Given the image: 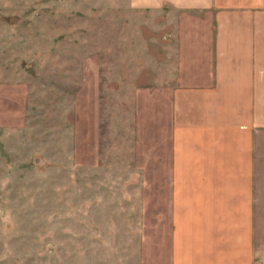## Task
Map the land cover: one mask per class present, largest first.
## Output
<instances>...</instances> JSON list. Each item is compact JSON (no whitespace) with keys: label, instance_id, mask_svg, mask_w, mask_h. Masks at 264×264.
<instances>
[{"label":"rangeland","instance_id":"374dc122","mask_svg":"<svg viewBox=\"0 0 264 264\" xmlns=\"http://www.w3.org/2000/svg\"><path fill=\"white\" fill-rule=\"evenodd\" d=\"M166 12L0 0V264H153L175 86Z\"/></svg>","mask_w":264,"mask_h":264},{"label":"crops","instance_id":"0c3cea01","mask_svg":"<svg viewBox=\"0 0 264 264\" xmlns=\"http://www.w3.org/2000/svg\"><path fill=\"white\" fill-rule=\"evenodd\" d=\"M129 3L167 9L174 38L162 63L175 86L153 264L264 263V0Z\"/></svg>","mask_w":264,"mask_h":264}]
</instances>
